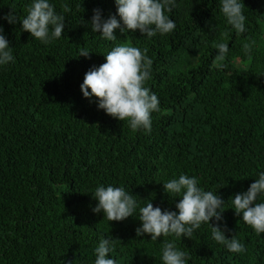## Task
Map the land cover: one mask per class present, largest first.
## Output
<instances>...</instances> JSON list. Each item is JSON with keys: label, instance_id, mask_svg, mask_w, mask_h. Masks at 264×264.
<instances>
[{"label": "trees", "instance_id": "obj_1", "mask_svg": "<svg viewBox=\"0 0 264 264\" xmlns=\"http://www.w3.org/2000/svg\"><path fill=\"white\" fill-rule=\"evenodd\" d=\"M30 0H0V16L14 7L23 17ZM247 32L239 37L218 0H176L166 13L172 33L141 37L139 31L102 40L90 26L93 9L116 14L114 0H51L63 14L58 40L43 45L22 25L0 20L14 62L0 68V264H94L93 249L111 236L118 264H161V237H137L134 217L109 222L95 214L91 192L98 184L123 186L140 206L175 211L163 182L180 173L196 176L227 202L264 170V0H243ZM212 26V27H210ZM229 52L213 67L214 42ZM255 41L251 55L244 42ZM114 43L148 49L147 82L160 101L152 130L133 132L99 110L80 90L85 73L104 63ZM91 59L79 56L83 50ZM224 221L246 247L231 253L202 224L177 246L188 264H264V234L257 235L228 209ZM215 223V221H210Z\"/></svg>", "mask_w": 264, "mask_h": 264}, {"label": "clouds", "instance_id": "obj_2", "mask_svg": "<svg viewBox=\"0 0 264 264\" xmlns=\"http://www.w3.org/2000/svg\"><path fill=\"white\" fill-rule=\"evenodd\" d=\"M116 14L104 17L103 10L93 9L90 21H81L91 27L93 33L109 42L117 41L120 34L139 31L141 37L151 40L157 34L164 36L176 28L175 21L166 13L176 7V0H114ZM219 10L226 24L239 37L247 32V17L243 0H218ZM0 16L9 25L19 22L22 31L43 45H48L62 37L66 17L58 13L51 0H30L23 17L16 15L14 7ZM212 27V26H210ZM255 41L244 42L243 52L251 55ZM216 51L213 67H222L217 62L225 60L229 44L223 38L212 45ZM147 48L131 44L114 43L104 54L105 62L93 65L85 73L80 90L84 98L95 103L99 110L122 122H127L131 131L152 130V115L160 110V101L147 82L152 79L153 60ZM79 56L91 59L90 52L83 50ZM14 48L10 45L5 29L0 24V68L14 62ZM264 167V166H261ZM163 184L165 193L175 202V211L154 207L152 202L140 206L133 193L123 186L98 184L91 192L97 203L92 212L100 214L109 222H121L134 217L138 209L140 226L135 229L136 236L149 235L151 241L165 239L161 248V264H188L189 253L177 246L181 238L191 239L202 224L209 226L211 239L222 245L228 252L241 254L246 247L235 235L230 239L226 233L231 231L224 221L225 204L233 209L235 215L251 227L257 235L264 234V170H257L255 182L246 191L237 192L226 202L215 189L206 190L199 185L196 176L180 173L167 179ZM215 223H210V221ZM113 251L111 236H101L93 249L94 264H118L110 255Z\"/></svg>", "mask_w": 264, "mask_h": 264}]
</instances>
